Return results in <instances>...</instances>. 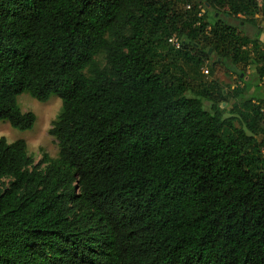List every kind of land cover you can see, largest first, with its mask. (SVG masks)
<instances>
[{
    "label": "trees",
    "instance_id": "16d2710c",
    "mask_svg": "<svg viewBox=\"0 0 264 264\" xmlns=\"http://www.w3.org/2000/svg\"><path fill=\"white\" fill-rule=\"evenodd\" d=\"M258 16L264 0H0V122L32 128L22 93L61 102L55 158L0 138V264H264V99L244 85L225 110L214 82L162 70L198 79L215 54L264 92Z\"/></svg>",
    "mask_w": 264,
    "mask_h": 264
},
{
    "label": "rangeland",
    "instance_id": "374dc122",
    "mask_svg": "<svg viewBox=\"0 0 264 264\" xmlns=\"http://www.w3.org/2000/svg\"><path fill=\"white\" fill-rule=\"evenodd\" d=\"M260 2V1H259ZM223 19L232 25L237 21L227 19L220 15ZM210 19L211 16H210ZM242 30L250 38L258 35V40L264 44V16L257 19V26L252 27L248 24L243 25ZM173 44H177L175 37L170 39ZM177 42V43H176ZM176 47V45H175ZM175 56H166L165 62L162 64V70H171L173 66L177 68V72L181 69L188 76V84L194 91L202 88V82H214L225 92V101L219 103L220 108L228 110L232 103L229 92L234 88H242L247 85V93H243L245 97L253 96L255 98L264 99V92L262 88L252 84L257 80L255 71L251 65L244 67L243 65H232L229 61H219L217 56L213 54L211 59L208 60L204 66L208 73L204 74L199 71L198 79H195L193 74L187 66L183 65L181 61L174 58ZM102 64L104 60L99 58ZM172 60V61H171ZM205 64V63H204ZM172 73L175 71H171ZM241 72V77L245 76L241 81L238 78V73ZM204 75H203V74ZM202 80V82H200ZM264 79H261L259 84H262ZM204 104H206L204 102ZM17 105L22 112H31L35 116V122L32 128L27 130H18L10 126L8 122H0V138H4L7 143L22 139L26 144L27 153L33 158L34 163L42 159L43 154L48 155L50 158H55L58 153L57 142L53 136L50 135L49 130L52 127V122L55 121L61 109V102L59 98L53 94L49 95L45 102H39L28 93H22L17 97Z\"/></svg>",
    "mask_w": 264,
    "mask_h": 264
},
{
    "label": "built area",
    "instance_id": "2783aa9c",
    "mask_svg": "<svg viewBox=\"0 0 264 264\" xmlns=\"http://www.w3.org/2000/svg\"><path fill=\"white\" fill-rule=\"evenodd\" d=\"M176 45V47H178V44H175ZM202 72L204 73V74H207L208 73V71H207V69L205 68V67H202Z\"/></svg>",
    "mask_w": 264,
    "mask_h": 264
}]
</instances>
